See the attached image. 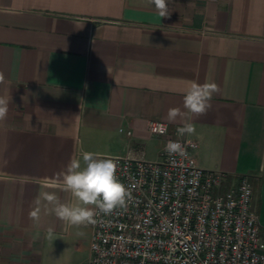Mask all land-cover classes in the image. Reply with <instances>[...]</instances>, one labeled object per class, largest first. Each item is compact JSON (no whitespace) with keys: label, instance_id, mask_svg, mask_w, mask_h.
<instances>
[{"label":"crops","instance_id":"1","mask_svg":"<svg viewBox=\"0 0 264 264\" xmlns=\"http://www.w3.org/2000/svg\"><path fill=\"white\" fill-rule=\"evenodd\" d=\"M0 0V264H71L93 225L70 226L37 198L84 151L161 160L148 123L183 109L190 83L214 82L193 117L197 164L247 175L264 250V0ZM130 132V133H129ZM39 209L34 222L30 212ZM51 230V233L50 231ZM78 233H83L80 235Z\"/></svg>","mask_w":264,"mask_h":264},{"label":"built area","instance_id":"2","mask_svg":"<svg viewBox=\"0 0 264 264\" xmlns=\"http://www.w3.org/2000/svg\"><path fill=\"white\" fill-rule=\"evenodd\" d=\"M148 127L164 145L179 140L185 154L170 156L163 146L161 160L104 155L118 160L131 196L95 218L88 264H264L248 176L224 190L227 174L197 164L195 140L163 120Z\"/></svg>","mask_w":264,"mask_h":264},{"label":"clouds","instance_id":"3","mask_svg":"<svg viewBox=\"0 0 264 264\" xmlns=\"http://www.w3.org/2000/svg\"><path fill=\"white\" fill-rule=\"evenodd\" d=\"M149 3L154 5L160 17L169 15V0H149ZM219 91V86L214 82L190 83L183 93L184 111L169 108L167 113L169 122L178 119L182 122V126L177 128L179 137L195 134V125L191 119L206 115L212 107L213 96ZM8 103L7 99L0 98V121L7 118ZM164 151L170 156L185 154L184 145L179 140H169L164 145ZM117 170L118 160L84 151L78 158L70 159L66 169L58 174L57 180L58 187L69 193L76 203L61 202L55 192L42 193L36 203L39 204L42 198L47 205L46 212L67 225L80 227L93 224L99 214L110 215L115 209L124 208L130 199L131 194L117 176ZM29 215L34 222L38 221L39 209Z\"/></svg>","mask_w":264,"mask_h":264},{"label":"rangeland","instance_id":"4","mask_svg":"<svg viewBox=\"0 0 264 264\" xmlns=\"http://www.w3.org/2000/svg\"><path fill=\"white\" fill-rule=\"evenodd\" d=\"M262 238L263 236L261 235L259 249L261 248L263 243ZM76 245L79 246V248L75 251V253L71 255L69 259H67V261H70L71 264H87V260L89 257L87 241L76 243Z\"/></svg>","mask_w":264,"mask_h":264}]
</instances>
